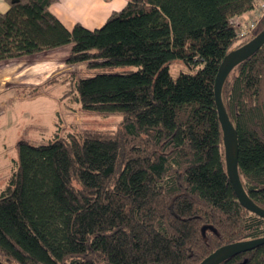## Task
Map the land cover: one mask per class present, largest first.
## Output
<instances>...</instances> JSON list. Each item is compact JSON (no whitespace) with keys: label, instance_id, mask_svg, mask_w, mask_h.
Masks as SVG:
<instances>
[{"label":"trees","instance_id":"obj_1","mask_svg":"<svg viewBox=\"0 0 264 264\" xmlns=\"http://www.w3.org/2000/svg\"><path fill=\"white\" fill-rule=\"evenodd\" d=\"M55 1L7 0L0 61L68 45L66 62L96 70L71 83L77 101L119 112L120 132L18 142L0 194V264H198L264 236L228 180L213 94L224 55L258 33L239 40L233 21L259 0H127L93 29L67 28ZM175 61L188 70L172 76ZM221 96L241 183L264 208V44ZM220 264H264V243Z\"/></svg>","mask_w":264,"mask_h":264},{"label":"rangeland","instance_id":"obj_2","mask_svg":"<svg viewBox=\"0 0 264 264\" xmlns=\"http://www.w3.org/2000/svg\"><path fill=\"white\" fill-rule=\"evenodd\" d=\"M258 27L259 24L256 28L259 33ZM67 56L53 61V55L47 51L0 61V181L4 176L5 183L3 189L0 184V194L10 187L11 175L17 166L19 141L41 144L56 134L67 137L84 130L120 132L119 112H97L81 107L71 83L93 75L96 70L84 64H70L66 62ZM185 69L188 70L182 61H175L169 72L175 76ZM27 108L33 110L30 117L22 114Z\"/></svg>","mask_w":264,"mask_h":264},{"label":"water","instance_id":"obj_3","mask_svg":"<svg viewBox=\"0 0 264 264\" xmlns=\"http://www.w3.org/2000/svg\"><path fill=\"white\" fill-rule=\"evenodd\" d=\"M15 1V0H12ZM264 44V29L244 44L230 50L222 58L214 79V103L222 130L225 169L238 202L248 211L264 218V208L253 202L246 193L237 168L238 140L233 124L225 110L221 90L230 71L240 62L246 60ZM205 227L202 228L204 231ZM264 243V236L224 244L205 256L198 264H220L242 252L249 251Z\"/></svg>","mask_w":264,"mask_h":264},{"label":"crops","instance_id":"obj_4","mask_svg":"<svg viewBox=\"0 0 264 264\" xmlns=\"http://www.w3.org/2000/svg\"><path fill=\"white\" fill-rule=\"evenodd\" d=\"M126 1L127 0H56L50 6V10L67 28H71L75 23H81L85 27L93 29L102 25L110 13L121 9ZM7 8V0H0V10L4 11ZM68 53V45L50 50V54L53 55V59L51 60L55 61L56 58L61 59L66 57ZM45 67L46 66H43L44 69ZM25 110L26 111L22 114H26L27 117H30L32 115L31 111L33 110L31 108ZM3 112L5 113V111ZM5 119L9 121L8 117ZM0 175H2V173H0ZM2 181H0L2 182L0 184L3 189L5 185L4 176Z\"/></svg>","mask_w":264,"mask_h":264},{"label":"built area","instance_id":"obj_5","mask_svg":"<svg viewBox=\"0 0 264 264\" xmlns=\"http://www.w3.org/2000/svg\"><path fill=\"white\" fill-rule=\"evenodd\" d=\"M264 17V0H259L254 11L234 19L239 40H245L256 33V28Z\"/></svg>","mask_w":264,"mask_h":264}]
</instances>
